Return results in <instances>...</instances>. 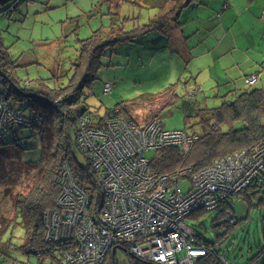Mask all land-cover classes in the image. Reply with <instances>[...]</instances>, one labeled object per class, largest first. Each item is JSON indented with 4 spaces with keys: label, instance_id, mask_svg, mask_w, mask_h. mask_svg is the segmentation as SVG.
<instances>
[{
    "label": "rangeland",
    "instance_id": "obj_1",
    "mask_svg": "<svg viewBox=\"0 0 264 264\" xmlns=\"http://www.w3.org/2000/svg\"><path fill=\"white\" fill-rule=\"evenodd\" d=\"M197 2L205 8L188 6L183 8L180 15L185 35L191 34L189 44L196 47L192 49L196 57L184 65L181 73L177 57L172 55L171 50L162 48L158 40L148 41L149 37L140 35L130 45L120 44L117 48L115 46L105 51L97 78L83 90L81 107H85L95 118L103 116L107 109L124 103L138 125H144L158 114L165 129L191 132L200 129L198 119L194 117L198 109L215 108L225 100L232 101L235 94L244 89H264V20H257L254 26L253 19H250L257 8L254 6L251 11L241 14L237 23H233L237 14L225 18L223 28L219 21L222 5L217 7L214 0ZM243 2L247 5L252 3L251 0ZM238 6L242 8L243 4ZM213 9L218 10L215 11L216 16L212 14L207 18L208 13H214ZM158 14V7H150L140 1L20 0L16 10L0 12V37L12 62V74L20 88L53 89L69 83L78 64L82 41L94 32L102 29L111 38L114 36L110 31L112 26L114 30L123 27L126 31H139ZM163 38L168 39L165 35ZM234 38L236 45L233 44ZM230 64L236 65L225 70ZM208 66H211L209 70ZM240 70L256 75L257 83L241 87L240 90L233 87ZM209 76H218L220 79L228 76L234 78V82L222 86L220 93H217L218 88ZM104 84L110 86L109 93L104 94ZM171 85L178 97L173 96L170 101L172 95L165 94L157 100H150ZM187 86L190 89L196 87L191 90V96H187L190 92ZM229 86L233 88L232 91L226 89ZM14 103L21 105L20 102ZM29 133L30 129H24L19 136L8 132L2 140L6 144L17 135L24 138L26 145L22 150L13 147L20 161L12 148H8L10 155L2 158L0 234L4 224L13 218L16 194L26 190L34 173L25 169L23 164L39 163L44 158L39 136H28ZM154 155L150 150L145 156L151 159ZM77 158L86 165L84 156L77 153ZM181 185L185 190L188 188L187 182L181 181ZM256 196L254 198L248 191L245 195L232 197L236 224L225 234L221 233L222 225L217 229L212 228L216 211L188 216L184 221L211 242L217 253L235 264H260L263 260L260 251L264 246V203L258 205L257 201L264 198L263 191ZM3 235L0 238V264H37L35 254L23 253L19 249L21 245L27 247V238L18 221ZM7 253L16 261L9 258ZM114 261L115 264H146L120 247L115 250Z\"/></svg>",
    "mask_w": 264,
    "mask_h": 264
},
{
    "label": "built area",
    "instance_id": "obj_2",
    "mask_svg": "<svg viewBox=\"0 0 264 264\" xmlns=\"http://www.w3.org/2000/svg\"><path fill=\"white\" fill-rule=\"evenodd\" d=\"M256 80L251 75L246 82L252 85ZM6 91L0 78V141L32 122L11 105ZM103 91L109 93L110 86L104 84ZM198 138L185 129H165L158 114L138 125L120 116L99 124L82 113L76 141L101 198L96 202L71 164H63L56 178L61 188L56 206L44 222L43 239L54 245L52 253L62 264H113L120 247L146 264H198L210 248L200 243L184 219L199 210L225 207L223 220L232 224V197L264 180V139L218 156L200 169L186 166L161 172L156 161L162 149L175 147L185 156ZM150 150L155 155L148 159ZM181 181L188 183L186 190ZM220 229L225 232L226 225ZM215 256L218 264H235L220 253Z\"/></svg>",
    "mask_w": 264,
    "mask_h": 264
},
{
    "label": "trees",
    "instance_id": "obj_3",
    "mask_svg": "<svg viewBox=\"0 0 264 264\" xmlns=\"http://www.w3.org/2000/svg\"><path fill=\"white\" fill-rule=\"evenodd\" d=\"M19 1L0 0V12L16 10ZM124 1L128 3L140 1L150 7L156 6L159 8V14L157 18L144 25L139 31H126L123 30V27L114 30L112 26L110 31L113 32L114 36L111 38L106 36V31L101 29L83 40L74 76L67 85L62 87L53 89L40 87L36 90L20 88L18 81L12 74V62L0 37V78L7 90L6 97L8 101H11V105L20 108L32 119L30 125L16 127L10 132L19 136L24 129H30L28 136L37 134L44 150L43 161L21 163L25 169H30L34 173L26 190L16 194L13 218L4 224L0 238L4 236V232L11 225L18 221V224L23 228L24 236L27 238V247L21 245L19 249L23 253L35 254L37 264H62L61 260L52 253L54 245L45 243L43 236L45 215L56 206V200L61 190L56 178L63 164L65 162L71 164L74 174L89 189L92 197L96 198V202L101 198L100 191L88 174L87 163L86 165L81 164L77 158V153L84 155L76 141L79 116L82 113L90 114L85 107H81L83 90L97 78V70L101 66V57L105 55L106 50L120 43L134 41L137 39L136 37L150 30L161 31L172 27L178 19L177 11H180L183 6L197 2V0ZM165 94L172 95L170 101L173 100V96H177L174 86L171 85L163 93H159L157 97L156 95L152 96L150 100H157ZM12 101L20 102L21 105L18 106ZM117 116L132 119L127 104L122 103L109 108L103 116H95L93 119L99 121L100 124L107 118ZM194 117L198 119L200 129L191 132L199 135V138L185 156H181L175 147L162 149L156 161L161 172H171L186 166L200 169L210 164L218 156L250 148L262 141L264 139V89L258 87L244 89L237 92L232 101L225 100L215 108L198 109ZM17 135L13 141L6 144L0 141V165L3 162L2 158L10 155L9 150L11 148L17 159L18 155L13 147L20 148V150L25 149L24 138ZM248 191L254 198L260 191L264 193V180L260 185L250 186L240 194L245 195ZM261 203H264V198L257 201L258 205ZM224 209L225 207L219 208L212 220L213 229L219 228L220 225H226V231H221L223 234L236 224V220L232 224L223 220ZM205 212L207 211L199 210L190 216H198ZM196 234L200 243L210 248V254L201 259L198 264H218L215 256L217 252L212 248L213 244L204 239L197 231ZM7 252L10 253L9 249ZM8 253L7 256L16 261ZM260 254L263 257V262L264 246Z\"/></svg>",
    "mask_w": 264,
    "mask_h": 264
},
{
    "label": "crops",
    "instance_id": "obj_4",
    "mask_svg": "<svg viewBox=\"0 0 264 264\" xmlns=\"http://www.w3.org/2000/svg\"><path fill=\"white\" fill-rule=\"evenodd\" d=\"M259 1L258 0H251V2H252L251 5H247L245 2H243V0H214V3H216L217 7H220V5H222V10L220 11V15H219L220 24L222 25L223 28H225V18H228V19L231 18L232 14H234V15L237 14V18L233 22V23H237L239 21L241 14H246L247 12L251 11V9L255 6L257 8V11L255 13H253V16L252 15L250 16V19H253V24L255 26L257 20H261V19L264 20V0H259ZM238 4H243L242 8L239 7ZM224 5H225V7H224ZM188 6L192 7V8L195 7V9L205 8V6L199 5L198 2H192L186 6H183L180 11H177V18L178 19H177L175 25H173L170 28H167L166 30H161V31L150 30L144 34L145 37L150 38L148 41H151V39H154L152 41L158 40L159 45H161L162 48H167V49L171 50L172 55L179 58V59L176 58V60L178 63V68L180 69V73L184 69V65L191 63V61L196 57L195 55H193V52H192V49H194L196 47L191 46L189 44V39L191 37V34H188L187 36L185 35V30L182 29L183 28L182 26L184 24L180 22V15L183 11V8L188 7ZM240 8H241V10H240ZM212 11L214 13H211V15L208 13L207 15H209V16H207V18L212 16V14H213V16H216L215 11H218V10L213 9ZM198 16H199V14H198ZM198 18H200V17H198ZM147 34H148V36H147ZM157 34H159V37L157 36ZM164 35L168 39H164L163 38ZM150 36H152V37H150ZM160 36H162V37H160ZM138 39L139 38H137V40ZM135 40L130 41V42L120 43V44L130 45L129 43H134ZM204 40L205 39H203L201 43H203ZM233 40H234L233 44H235L236 39L234 38ZM120 44H118L116 46V48ZM155 44H156V42H155ZM156 46H158V44H156ZM204 50H206V48ZM232 51H234V48H232ZM113 54H114V50H113ZM116 54H119V52H116ZM235 65L236 64H230L229 66H227L225 68V70H228L230 67H233ZM237 65H239V63ZM208 67H209L208 68V70H209L211 68V66H208ZM246 73L247 72L245 70H240L239 76L236 77L237 82L234 83L233 87H235L237 90H240L241 87H245L246 85L250 86L246 82V79H247V77L254 75V74H251V73L246 74ZM209 77H210L211 82L218 88L217 93H220V91L222 90V86H224V85L228 86L230 83L234 82V78H230L228 76L223 77L221 79L218 76H214V77L209 76ZM256 83H257V81H256ZM195 89H196L195 86H193L192 89H190L187 86V90L190 91L189 94H187V96H191V90H195ZM226 89L232 91L233 88L230 89V86H229V87H226Z\"/></svg>",
    "mask_w": 264,
    "mask_h": 264
},
{
    "label": "water",
    "instance_id": "obj_5",
    "mask_svg": "<svg viewBox=\"0 0 264 264\" xmlns=\"http://www.w3.org/2000/svg\"><path fill=\"white\" fill-rule=\"evenodd\" d=\"M112 253H114V250H113V252ZM114 257V256H113ZM113 264H115V261H114V259H113Z\"/></svg>",
    "mask_w": 264,
    "mask_h": 264
}]
</instances>
